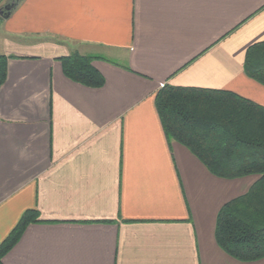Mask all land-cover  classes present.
Listing matches in <instances>:
<instances>
[{"label": "crops", "instance_id": "crops-1", "mask_svg": "<svg viewBox=\"0 0 264 264\" xmlns=\"http://www.w3.org/2000/svg\"><path fill=\"white\" fill-rule=\"evenodd\" d=\"M10 0H0V9ZM264 0H20L0 17V264H264L215 241L221 207L257 176L221 179L168 139L164 86L227 91L264 108L246 76ZM96 58L100 88L59 58Z\"/></svg>", "mask_w": 264, "mask_h": 264}, {"label": "trees", "instance_id": "trees-1", "mask_svg": "<svg viewBox=\"0 0 264 264\" xmlns=\"http://www.w3.org/2000/svg\"><path fill=\"white\" fill-rule=\"evenodd\" d=\"M96 58L73 53L59 58L63 75L87 88L104 79L93 67ZM6 58L0 57V86ZM243 69L264 86V41L247 48ZM155 106L165 136L187 148L206 169L221 179L257 176L249 191L218 212L215 241L230 257L250 262L264 257V108L227 91L164 86ZM38 214L26 211L0 244V260Z\"/></svg>", "mask_w": 264, "mask_h": 264}, {"label": "water", "instance_id": "water-1", "mask_svg": "<svg viewBox=\"0 0 264 264\" xmlns=\"http://www.w3.org/2000/svg\"><path fill=\"white\" fill-rule=\"evenodd\" d=\"M19 1L20 0H10L7 5L0 9V17L3 19H7L10 16L11 12L16 8Z\"/></svg>", "mask_w": 264, "mask_h": 264}]
</instances>
